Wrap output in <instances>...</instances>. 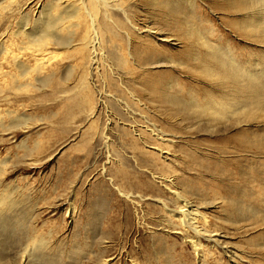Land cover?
Returning <instances> with one entry per match:
<instances>
[{"label": "rangeland", "instance_id": "1", "mask_svg": "<svg viewBox=\"0 0 264 264\" xmlns=\"http://www.w3.org/2000/svg\"><path fill=\"white\" fill-rule=\"evenodd\" d=\"M154 2L179 14L184 9L203 31L214 30L215 36L224 35L238 48L264 54V45L250 46L225 28L227 21L242 17L214 8L222 0L111 2L107 13L111 31H97L102 57L99 68L89 74L77 65L70 49L47 45L46 63L39 74L53 70L62 90L38 86L36 66L37 72L30 71L20 90L0 96V198L4 201L0 205V264H264V154L254 156L237 145L264 128V122L231 127L238 116L224 111V117L219 116L224 124L215 127L201 123L203 118L187 122L153 108L141 83L142 78H151L143 75L150 70L171 71L178 87L189 93L200 85V91L187 98L225 103L222 92L202 86L174 59L169 60L178 65L133 66L132 74L120 70L125 93L117 94L119 104L113 96L98 95V91L108 92L101 86L100 71L105 64L116 65L113 58L120 56L122 47L130 51L131 43L142 40L144 25L157 33L161 30L162 35L169 31L162 26L170 18L153 10ZM26 15L30 21L35 18L32 12ZM101 15L93 14L97 23ZM131 23L141 32L134 31ZM152 39L146 40L172 54L183 51L175 39ZM70 65L74 67L67 75ZM12 85L8 78L1 83L4 88ZM135 85L142 91L145 107L132 101ZM77 88L80 99L85 103L90 95V102L82 111L73 109L65 116L61 112ZM97 96L98 101L105 100V106L99 103L94 108ZM15 117L19 124L11 125ZM156 130L161 132L159 142L153 136ZM35 143L37 150L32 147ZM154 144L169 153L168 159L152 151ZM164 178L172 184L163 183ZM172 192L205 217V225L201 219L197 225L204 234L214 236L215 246L202 235V249L194 252L193 230L178 227L170 218L169 211L179 207ZM236 200L231 211L229 204Z\"/></svg>", "mask_w": 264, "mask_h": 264}, {"label": "bare ground", "instance_id": "2", "mask_svg": "<svg viewBox=\"0 0 264 264\" xmlns=\"http://www.w3.org/2000/svg\"><path fill=\"white\" fill-rule=\"evenodd\" d=\"M117 1L119 0H49L44 4L42 3L43 0H0V96H3L7 92L16 93L20 90L21 86H23L21 81L33 69L36 71V66L39 76L37 75L38 77L35 76V78L38 86L41 88L49 87L51 90L56 88H59L60 91L62 90L52 74L53 70V72L50 70L51 72H45L43 75L39 74L41 67L46 63L45 57L47 45L49 44L65 48L68 52L70 49L69 54L71 53L72 57H75L77 65L83 69L82 71L88 70L86 74H89L91 70L95 71L102 57L99 52L100 37L97 31H111L107 13H109L112 7L111 2ZM217 1L215 0V2ZM211 2L213 3V0ZM151 6L153 10L168 15L170 18L168 21L170 22L165 23L162 28L164 30L166 28L171 32H164L166 35H162L160 34L161 30H158L159 33H157L144 25L142 28L144 34L140 35L142 40L131 43L130 51L122 47L120 56L113 58L116 65L105 64L103 72L100 71L101 86L103 85V88L108 92L106 94L105 92L98 91V95L108 98L109 96H113L114 102L119 104L120 101L117 94H120V92L125 93V90H123L125 89L124 85H122L124 76L120 75V70L131 72L130 74H132L134 72L133 66L142 69L145 66L147 68L148 64H158L161 62L178 65V63L169 60L174 59L185 65V72L187 71L193 78L199 79L200 84H203L202 86L215 88L218 92H222L226 97L224 98L225 103H214L211 99L187 98L186 95L189 96L196 91H200L198 89L200 85H195L190 89L192 91L189 93V90L185 87H178L179 83L173 77L171 71L157 70L151 72L150 70V72H143V75H148L147 79L149 76L151 78L148 80L142 78L141 83L145 85V89L142 90L145 98L153 104V108L158 107L165 114H170L174 118L181 116L182 121L190 122L197 117L203 118L201 123L215 127L224 124L223 120L219 118V116L224 117V111L232 116H238V119L230 124L231 127H236L240 123L249 124L253 120L264 122V54L254 55L250 49H244L240 46L238 48L232 44L233 42H228L223 37L224 35L222 37L215 36L213 34L214 30L212 32L203 31L200 23L191 14H185L184 9L179 14L176 12V9L168 8L165 4L159 5L154 2ZM214 8L222 10V12H226L230 16L239 14V17H242L240 20L231 19L224 25L241 42L248 41L249 43L247 44L250 46H255L256 44L264 45V0H222V4L215 5ZM31 12L35 14V16L33 15L35 17L33 21H30L31 19L29 20L26 15ZM95 13L102 14L101 22L99 20L98 23L96 22L97 20L93 16ZM130 27L134 31L138 30V32H141L137 25L133 23H131ZM215 34L217 35L216 32ZM111 35V37H115L112 33ZM125 36L130 41V35L125 33ZM149 36L153 37L156 41L171 42L175 39L179 43V46L183 47V51H177L175 54H172L168 49L157 48L155 46L156 42L146 40ZM177 45H174V47H177ZM72 67L74 66L70 65L69 69L67 68V75H70ZM7 78L11 80L13 84L12 88L1 86V83L5 82ZM80 84L81 86L84 85ZM136 85L132 88V96L134 97L132 101L137 105L144 106V102L141 101L142 91L135 88ZM201 94L208 93L204 92ZM79 96H82L79 89L73 91L72 99L61 113L68 116L65 114L66 112H71V110L72 112L74 110L80 111L90 102V95L86 97L85 103ZM100 96H97V98ZM182 99H185L186 102L182 103ZM98 100L99 98L93 104L95 105L94 108L99 103L105 106V100L101 102ZM17 119L15 117L11 125L19 124ZM261 126L264 127L263 125ZM160 133L159 130L153 132V136L158 142L162 140V137L158 135ZM251 135L252 137L250 138L246 136V138L238 140L237 145H239L242 151L250 152L254 156L264 154V128L254 130ZM32 147L33 150H37L39 144L35 143V146L33 144ZM152 151L157 153L158 157L163 158V160L168 159L167 155L169 153L155 144L152 147ZM161 181L172 184L170 180L167 181V178L161 179ZM165 188L169 191L167 187ZM171 194L179 201V207L174 211H169L170 218L178 227L193 230L195 238L191 242V246L196 254L200 253L202 249L200 238L206 234L203 233L204 229L197 224L201 219L205 225V217L200 215L197 210H193L190 204L183 201L179 194L176 192H172ZM3 202V199L0 198V205ZM237 202L238 200L229 204L231 211L233 205L235 207V203ZM213 237L207 234L205 239L215 246L216 239ZM33 240V238L29 239V241ZM227 253L228 251L225 250V254ZM202 256L201 254V258ZM105 263L107 261H103L101 264Z\"/></svg>", "mask_w": 264, "mask_h": 264}]
</instances>
